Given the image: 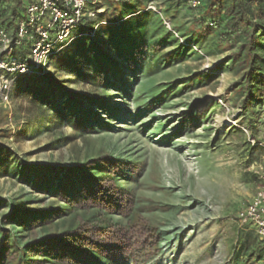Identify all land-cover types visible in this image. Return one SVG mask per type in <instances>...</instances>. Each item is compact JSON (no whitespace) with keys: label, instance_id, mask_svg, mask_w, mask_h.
Masks as SVG:
<instances>
[{"label":"trees","instance_id":"obj_1","mask_svg":"<svg viewBox=\"0 0 264 264\" xmlns=\"http://www.w3.org/2000/svg\"><path fill=\"white\" fill-rule=\"evenodd\" d=\"M32 1L0 0V25L13 32ZM192 1L181 0L179 6L198 13L196 25L204 32L199 35L202 54L208 57L230 54L211 71L174 81L153 97L149 106L182 95L187 89L208 86L221 72H229L239 76L228 90L241 104L240 119L245 120L248 128L256 129L255 107L264 103V0H198L200 6L196 9L191 7ZM113 4L121 5L122 9L118 11L106 3L107 12L100 19L105 24L91 34L94 24L87 23L76 33L81 36L53 57L56 71L67 73L74 78L72 82L106 90L118 88L119 84L123 89V83L128 84V72L136 80L140 74H158L192 56L187 50L188 43L184 46L170 35L161 36L160 29L151 30L152 22L143 16L152 11L146 10L142 0ZM168 7L165 14L175 21V12ZM194 34L190 32L188 37ZM170 46L174 49L165 51ZM33 77L39 78L41 88L25 87L17 95L27 98L32 107L51 112L61 126L67 123L75 130L95 133L96 126H103L99 112L112 115L107 102L98 96L73 94L65 82L52 74ZM27 78L30 77L18 80ZM16 87L20 85L16 83ZM218 108V102L211 97L195 101L170 140L182 137L188 130L193 132L208 118L209 111L213 115ZM229 131L238 130L231 126ZM67 141L68 138L62 137L46 149L57 150ZM247 146L251 159L263 150L248 141ZM144 167L142 162L119 160L104 151L69 167L21 166L10 149L0 147V178H17L65 205L64 210L42 212H23L13 206L11 214L0 221V264H145L158 257L162 252V234L143 212L168 211L171 206L152 201L147 206H137L128 182L139 177ZM251 177L258 180L256 175ZM2 204L0 199V207ZM65 216L68 219L56 225L57 228L65 226L64 230L50 231L49 226ZM115 216L125 219L126 223L117 222ZM17 224L26 229L41 227L45 235L22 244L20 237L5 227ZM245 230L255 233L250 226ZM250 232L243 233L238 240L234 252L236 264H241L244 257L248 262L264 260V241L259 240L256 233L257 240H253Z\"/></svg>","mask_w":264,"mask_h":264},{"label":"rangeland","instance_id":"obj_2","mask_svg":"<svg viewBox=\"0 0 264 264\" xmlns=\"http://www.w3.org/2000/svg\"><path fill=\"white\" fill-rule=\"evenodd\" d=\"M142 2L146 8L148 3L155 2L159 12L143 16L152 22L151 30L160 29L161 36L170 35L184 46L188 43L187 50L192 56L152 76L145 72L135 80L128 72L130 78H126L128 84L123 83V89L117 84L118 88L108 90L72 82L74 78L67 73L56 71L52 58L49 74L65 82L73 94L100 97L107 102L112 115L99 112L103 126H96L95 133L75 130L67 123L61 126L51 112L38 110L23 95H17L25 87L41 88L39 78L21 79L17 81L20 87L15 85L12 93L11 109H0V147L10 149L21 166L69 167L95 157L100 151L119 160L142 162L143 173L128 182L137 206H147L151 201L171 206L168 211L143 212L159 228L163 239L161 254L145 264H236L234 252L238 240L243 233L250 232L238 223V213L260 186L259 180L251 177L253 165L264 166V148L251 159L247 151L248 136L243 129L257 142L264 140V103L255 107L256 129L248 128L245 120L240 119V102L228 90L239 76L221 72L208 86L187 89L182 95L149 106L153 97L174 81L211 71L230 52L211 57L202 54L199 35L204 32L196 25L198 13L180 7L181 0ZM109 6L122 9L119 4ZM168 6L175 12V21L165 14ZM165 22L170 24V29ZM179 25L183 27L176 28ZM190 32L195 33L194 37H188ZM173 49L170 46L165 51ZM205 97L218 102L220 108L216 113L212 115L209 111L199 128L170 140L195 101ZM231 126L239 132L229 131ZM62 137L69 140L66 145L57 150L46 149ZM0 199L3 202L0 221L11 214L13 206L23 212L65 209L58 199L37 192L13 177L0 178ZM64 219L68 216L56 220L49 226L50 231L64 230L63 225L56 227ZM115 220L126 223L120 216H115ZM5 227L20 237L22 244L45 235L41 227L26 229L20 224ZM250 233L257 240L255 233ZM241 264H264V260L248 262L244 257Z\"/></svg>","mask_w":264,"mask_h":264},{"label":"built area","instance_id":"obj_3","mask_svg":"<svg viewBox=\"0 0 264 264\" xmlns=\"http://www.w3.org/2000/svg\"><path fill=\"white\" fill-rule=\"evenodd\" d=\"M129 1L33 0L13 32L0 25V108L11 109L12 93L19 78L49 74L51 59L81 36L76 34L79 29L92 22L91 34H94L105 24L100 19L107 12L106 3ZM199 6L198 0L191 2L192 8ZM146 10L159 13L155 2L148 3ZM165 25L170 29L169 23ZM220 104L223 106L222 100ZM243 131L251 146L264 148V140L257 142L246 129ZM253 174L260 186L251 201L240 209L238 223L242 227L250 226L259 240L264 241V166L255 163Z\"/></svg>","mask_w":264,"mask_h":264},{"label":"crops","instance_id":"obj_4","mask_svg":"<svg viewBox=\"0 0 264 264\" xmlns=\"http://www.w3.org/2000/svg\"><path fill=\"white\" fill-rule=\"evenodd\" d=\"M76 33H78V31Z\"/></svg>","mask_w":264,"mask_h":264}]
</instances>
